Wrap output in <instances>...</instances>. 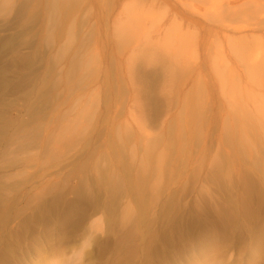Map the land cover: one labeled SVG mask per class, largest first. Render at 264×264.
Masks as SVG:
<instances>
[{
    "label": "rangeland",
    "instance_id": "rangeland-1",
    "mask_svg": "<svg viewBox=\"0 0 264 264\" xmlns=\"http://www.w3.org/2000/svg\"><path fill=\"white\" fill-rule=\"evenodd\" d=\"M129 1L139 3L136 30L141 34L120 47L114 29L126 18ZM180 1L70 0L74 6L67 21L53 19L82 26L68 31L50 28L49 13H37L38 0H4L0 115L6 123L0 122V184L5 195L0 208L7 217H0V264L7 258V264H54L74 252L75 264H264V188L256 184L264 176V127L241 126L252 119L236 113L238 106L253 112L264 105V86L248 84L243 76L236 83L256 94L240 98L232 111L228 83L221 84L211 71L215 57L226 61L221 53L226 43L215 40L210 47L203 27L209 22L199 15L197 25L186 21L181 12L192 14ZM247 24L246 19L233 22ZM171 30L184 34L185 47L178 49ZM142 32L153 42L137 40ZM69 34L73 39L64 50ZM161 39L165 64L172 60L184 66L170 76L160 57L147 70L139 68L148 62L149 45ZM93 50L89 69L70 78L75 53L83 57ZM129 57L135 60L131 71ZM65 119L70 132L61 136ZM257 119L264 123L260 115ZM227 179L244 182L239 186L244 201L227 203ZM217 200H223L220 210H233L235 203L252 212L239 225L241 231L213 216L201 235L194 230L189 239L179 235L180 227L169 240L164 232L147 233L152 240L147 244L122 239L137 225L155 232L179 225L185 212L204 214ZM113 230L129 241L124 244L129 249L122 252L121 242L118 252L110 248ZM205 240L215 247L197 248ZM98 244L105 248L102 253Z\"/></svg>",
    "mask_w": 264,
    "mask_h": 264
},
{
    "label": "bare ground",
    "instance_id": "bare-ground-1",
    "mask_svg": "<svg viewBox=\"0 0 264 264\" xmlns=\"http://www.w3.org/2000/svg\"><path fill=\"white\" fill-rule=\"evenodd\" d=\"M39 4L41 6L37 7V13L41 16H44L49 13V19L52 20L50 28L52 30L55 29H66L68 31H74V28L76 30H79L82 26L76 25L73 26L70 25H64L63 21H67L68 17L71 15V12L73 10L74 3H70V0H49L46 3V6L44 7V3L46 0H38ZM9 3V0H8ZM7 3V4H8ZM183 8L187 9L188 11H191L192 16L187 15L185 12H181L185 18L186 21H189V23H193L194 25L198 24V21L195 19V16H202L205 17V19L209 22V26L205 23L203 27H207L206 30L209 32L210 39L208 38V41H210V47L215 44V40H224L226 44H224V47L221 50V53L227 57L226 61L220 62V56L215 57L211 62H214V67L211 68V71L215 78H219L221 81V84L225 85L228 83V98L229 104L228 106L232 109V111L235 110V108L238 106L240 102V98H244L246 94H256V91H252L253 88L244 87L242 88L239 86L236 82L241 83V78L245 76L247 78V83L249 84L251 82L254 83L256 87L264 86V51L262 48H264L262 41L264 37V0H182L180 1ZM6 4V5H7ZM139 3L136 1H129L124 6L126 18L119 19L118 22H116L115 29H114V35L117 38L118 46L125 47L127 46L131 40H135L137 33H140L141 31L136 30L137 28V12L138 9L136 6ZM200 5L202 7H200ZM4 6V0L0 2V7ZM175 9V8H174ZM55 16V17H54ZM53 19H56L57 21H54ZM246 19L249 24L247 26H233L234 20ZM57 22V23H55ZM19 26V25H18ZM173 31V32H172ZM20 33V30L17 31ZM143 33V32H142ZM260 33V34H259ZM141 34V33H140ZM148 34V33H147ZM146 33H143L141 37H139L137 40H140L142 38H145L146 41L153 40H147ZM167 34V33H166ZM168 34H173L175 39L177 36L178 43V49L180 47H185V40H184V34L179 31L177 35L175 30H171L168 32ZM258 35V36H257ZM170 37V36H169ZM167 38V35L165 39ZM73 39V35L69 34V37L64 45V50L68 49L71 40ZM1 40V39H0ZM157 44L155 46L149 45V50L146 51L148 53L147 56V63L142 62V64L139 66L142 70H147L145 68L146 65H149V62L154 61L155 57H160L161 61H163L162 67L166 70V75L169 74L172 75L174 70H182L184 66L182 63L177 66L176 61L170 60V65L165 64L167 62L166 58L163 57L165 55L163 51L160 49L162 45H165L164 41H156ZM152 44V43H151ZM188 46H191V43L188 41ZM151 50V52H150ZM95 50H93L90 53H84L83 57L76 56L75 58L76 62H74L73 66H71V69L69 71V77L70 78H79L80 71L88 70L91 62L95 59V54L91 55ZM159 51V56L155 55L156 52ZM211 50H209L210 52ZM172 54H175L174 50L171 52ZM91 55V57H89ZM61 53H59L58 58H61ZM234 58L233 64L230 62L232 60V57ZM89 57V58H88ZM134 58L129 57V63L127 65L128 71H131L133 68V65L135 63ZM215 60H217L219 63H216ZM184 61V60H183ZM182 61V62H183ZM231 63V65L229 64ZM174 65V66H171ZM135 67V66H134ZM6 67L0 69V77L2 76V73L4 72ZM234 69L239 70V75L233 71ZM95 70H97L95 66ZM15 73L17 74V78L21 77L20 75L22 73V69L15 70ZM148 72H146L144 75H146ZM242 76H240V74ZM26 78V75L23 76ZM153 75L150 76L152 78ZM21 80V79H20ZM197 91V88H196ZM44 95V94H43ZM264 104V102H262ZM259 109H255L253 112H251L248 108H243L241 106H238V109L236 113L241 116L243 115L244 118L252 119L247 123L246 121H243L244 123H241L242 125H248V126H262L264 127L263 120L258 121V116L260 115L264 119V105H258ZM227 111H230L228 108ZM0 122L6 123L4 118L0 115ZM69 121L67 119L60 122V129L59 134L61 136L66 135L70 132L69 128ZM34 128H37V130L41 129L40 125H36ZM55 130V129H54ZM52 130V132H54ZM1 140H3V136L1 137ZM55 147H57L54 144ZM157 161H161V159H158ZM264 168V161L262 163ZM106 172H103L100 174L101 179H103L104 176H106ZM115 176H118L114 174ZM120 179V177H119ZM118 180H115L112 182V187L116 186L119 182ZM104 181V180H103ZM121 181V179H120ZM227 187V190L229 191L228 194L230 195V199L227 201V203H233L237 199H240L244 201L243 198L239 196L241 189L239 186L240 184H244V182L240 179H227L225 181ZM254 184V183H253ZM256 184L264 188V176H260L256 178ZM255 185V184H254ZM243 194L245 192L243 191ZM4 195H5V186L3 183L0 184V203H3L4 201ZM237 198V199H236ZM223 201V200H222ZM221 200H217L215 202V207L210 208V210H207L204 214L199 213L197 210H191L188 212H185L182 214L181 218L179 219L178 223L179 225H165L164 227H157V231H154V228L152 226H134L127 228L125 230V236L124 238H136L137 240L144 241L147 243L152 242L150 240V235L147 236V233H159L164 232L167 233L166 239H172L171 235L176 232L175 230H178L180 227V236H183L184 238L194 237L196 235L193 233V231H197L196 233L198 235H201L200 233L204 231V229H200L206 225L208 221H210V218L215 216V219L218 220V222L221 225H230L234 227L235 230L238 229L240 224H246L248 221L246 220V217L251 216L252 212L247 209L248 207L244 205V208L238 209V205L234 203L233 210H228L231 206H229L226 210H220V207L223 208ZM3 209V208H2ZM1 210V208H0ZM200 216H203L201 218ZM0 217L3 218V220L7 217L6 211H0ZM260 218V217H258ZM184 222V225L182 223ZM26 223V222H25ZM36 223V221L31 222V226H33ZM211 223V222H210ZM23 224L21 225V227ZM30 226V227H31ZM206 228V226L204 227ZM200 229V230H199ZM258 230V228H256ZM238 231H241L238 229ZM260 231V230H259ZM111 232V231H110ZM120 233V232H118ZM153 235V234H151ZM156 237V235H153ZM110 247L114 252H118L120 249L119 243H122L121 248H123V251H126L129 248H126L124 246L125 243L129 241H122L120 240V237L117 236L116 232L113 230L112 235L110 237ZM204 244H211L212 246L210 248H207L204 246V249H211L212 247H215V243H210V241L205 240L199 246H203ZM84 245V244H83ZM83 245L80 246V249L83 248ZM151 247V246H150ZM97 248L101 251H103L102 244H98ZM131 248H135L132 246ZM201 248V247H200ZM138 249H140V245L138 244ZM101 251V253H102ZM77 252H74L72 254L71 258H63V259H57L54 260V264H75V255ZM197 256V255H196ZM9 261V258L6 260H3L1 264H7ZM195 264H203L202 262H195Z\"/></svg>",
    "mask_w": 264,
    "mask_h": 264
}]
</instances>
